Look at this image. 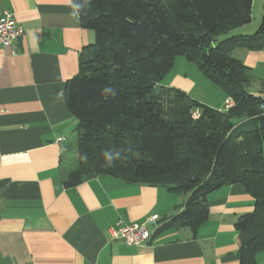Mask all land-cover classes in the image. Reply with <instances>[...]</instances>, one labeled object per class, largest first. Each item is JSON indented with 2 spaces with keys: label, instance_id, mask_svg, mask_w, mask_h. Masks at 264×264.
Masks as SVG:
<instances>
[{
  "label": "trees",
  "instance_id": "trees-1",
  "mask_svg": "<svg viewBox=\"0 0 264 264\" xmlns=\"http://www.w3.org/2000/svg\"><path fill=\"white\" fill-rule=\"evenodd\" d=\"M253 2L91 0L79 17L96 40L81 51L79 71L65 87L68 109L78 118L80 155L65 185L109 174L184 193L182 212L157 232L186 227L195 233L209 217L208 194L243 184L255 209L235 223L240 264H264L257 259L264 252V96L250 91L252 69L232 55L236 47L264 48V0L255 33L219 39L252 22ZM179 56L221 85L234 106L219 110L162 85ZM249 121L259 123L245 127ZM106 150H119L121 159L109 165Z\"/></svg>",
  "mask_w": 264,
  "mask_h": 264
},
{
  "label": "crops",
  "instance_id": "crops-1",
  "mask_svg": "<svg viewBox=\"0 0 264 264\" xmlns=\"http://www.w3.org/2000/svg\"><path fill=\"white\" fill-rule=\"evenodd\" d=\"M71 2L0 0V13H12L25 29L11 45H0V264H240L235 223L255 209L243 184L208 194L209 217L195 233L172 227L143 245L113 238L112 230L119 221L142 223L155 214L167 222L182 212L186 194L109 174L65 185L78 152L66 82L77 75L83 48L96 40L70 15ZM232 55L252 69L251 92L264 96V48L236 47ZM165 86L196 99L186 77L172 76ZM218 99V106L199 101L223 110Z\"/></svg>",
  "mask_w": 264,
  "mask_h": 264
},
{
  "label": "rangeland",
  "instance_id": "rangeland-1",
  "mask_svg": "<svg viewBox=\"0 0 264 264\" xmlns=\"http://www.w3.org/2000/svg\"><path fill=\"white\" fill-rule=\"evenodd\" d=\"M260 2H261L260 0H255L254 8H253V20L250 24L247 25V28H246L247 30H245L246 33L244 34H253L258 30L260 23H261V19H262V14H263L261 7H260ZM234 33H237V32L232 31L227 35L221 36L219 39L229 37ZM176 75L177 77L178 76L186 77V79L191 80L193 82L194 86L190 92L192 96L196 97V99L199 98L198 100L201 99V100H204L205 102H210L209 104L215 105L217 104L215 102H217L219 100L218 98H220V102L223 106L222 108L225 109V106H226L225 101H226V98L228 97H227V94L224 88L221 85L212 81L208 76H206L200 70L199 66L196 63L188 61L186 57L184 56H179L176 59V64L174 68L168 73L166 78H164V80L162 81V85L164 84L166 85L167 83H169L170 78ZM254 89H255V86L252 84L250 91H253ZM230 98L233 99L232 97ZM216 106H218V104ZM233 106H234V103H233ZM234 121L236 122V124H240L241 122L247 121V119L246 118H235ZM258 123L256 121L255 122L249 121L245 123V127L254 128L256 124ZM68 158L72 160L73 156L68 155ZM74 159H75V166H76L75 168H78L79 163H80L79 151L76 153V156L74 157ZM257 259L259 263H264V252H261L260 254H258Z\"/></svg>",
  "mask_w": 264,
  "mask_h": 264
},
{
  "label": "built area",
  "instance_id": "built-area-1",
  "mask_svg": "<svg viewBox=\"0 0 264 264\" xmlns=\"http://www.w3.org/2000/svg\"><path fill=\"white\" fill-rule=\"evenodd\" d=\"M25 29L18 24L12 13H0V45H11L16 39L23 36ZM225 110L233 106V99L226 98ZM198 111L195 117H198ZM159 215L155 214L142 223H123L119 221L118 229L112 230L113 238H121L130 245H143L152 240L154 233L163 224Z\"/></svg>",
  "mask_w": 264,
  "mask_h": 264
},
{
  "label": "clouds",
  "instance_id": "clouds-1",
  "mask_svg": "<svg viewBox=\"0 0 264 264\" xmlns=\"http://www.w3.org/2000/svg\"><path fill=\"white\" fill-rule=\"evenodd\" d=\"M91 0H72L71 2V9L72 11L70 12V15L72 17H76L78 18L79 15L81 14V11L83 9H85L89 4H90ZM106 91L111 92V89H107ZM104 159L105 161L111 165L113 164L115 161L120 160L121 159V152L119 150L113 152L111 150H106L103 153Z\"/></svg>",
  "mask_w": 264,
  "mask_h": 264
}]
</instances>
